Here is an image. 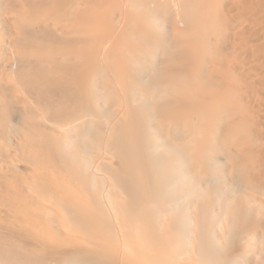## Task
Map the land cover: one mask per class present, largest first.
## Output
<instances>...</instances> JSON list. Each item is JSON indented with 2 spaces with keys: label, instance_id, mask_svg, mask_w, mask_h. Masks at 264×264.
I'll return each instance as SVG.
<instances>
[{
  "label": "bare ground",
  "instance_id": "6f19581e",
  "mask_svg": "<svg viewBox=\"0 0 264 264\" xmlns=\"http://www.w3.org/2000/svg\"><path fill=\"white\" fill-rule=\"evenodd\" d=\"M0 264H264V0H0Z\"/></svg>",
  "mask_w": 264,
  "mask_h": 264
}]
</instances>
